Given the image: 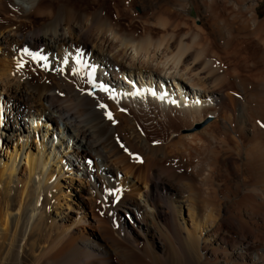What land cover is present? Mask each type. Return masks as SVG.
<instances>
[{
	"label": "bare ground",
	"instance_id": "6f19581e",
	"mask_svg": "<svg viewBox=\"0 0 264 264\" xmlns=\"http://www.w3.org/2000/svg\"><path fill=\"white\" fill-rule=\"evenodd\" d=\"M67 1L0 0V264H264V0ZM65 164L132 227L52 215Z\"/></svg>",
	"mask_w": 264,
	"mask_h": 264
},
{
	"label": "rangeland",
	"instance_id": "374dc122",
	"mask_svg": "<svg viewBox=\"0 0 264 264\" xmlns=\"http://www.w3.org/2000/svg\"><path fill=\"white\" fill-rule=\"evenodd\" d=\"M67 2L68 3H72L73 0H70V1H67ZM78 2L79 3H77V1H76L75 4H80L83 1L82 0H78ZM259 9H260L259 10V15L261 17H264V2H262V4L259 7ZM189 15L190 16H195V11L191 9L189 11ZM6 20L12 21V17L9 14L5 13L2 10V8H0V22L6 21ZM122 20L124 22H127V18H123ZM16 23H21V22L17 21ZM11 53L12 52H11L10 49L6 50V55H1V51H0V60L3 58L0 61V66L1 67H2L3 63H5V61H7V60H9L11 58V56H12ZM18 56L20 58V56H22V54H19ZM2 61H3V63H2ZM212 119L214 120V118L212 116H209L203 122L197 124L196 125L197 127L189 129L187 126H188L190 121L187 120L186 118H183V119L181 118V120L177 121L176 125L173 126V129H168V132H171L172 130L175 129L174 131H176L178 133H184V134H188L190 132L191 133H194V132L199 133V132L204 131V128L206 127V125L213 121ZM1 135H3L4 139L6 138V134H1ZM207 135H209V134H207ZM210 136L211 135H209V137ZM207 137H205V139H208V142L206 140L207 144H205V145H208V146H204L205 148L203 147L200 152H198L195 149L189 147V151L191 153V159H192L193 164H194L193 167H196L198 165V167H196V168L198 170H201L200 171L201 174H202V171H203L202 169L206 168L205 166H209L210 164L212 165V163L214 162V159H215L214 155H216V152H217L216 150H218L217 148H219V144H218V140L217 139H215L217 141L214 142V141H210L209 137L208 138ZM218 139H220V138H218ZM33 143L36 144V141H34ZM87 160L89 161L90 164L93 162L92 157L87 158ZM90 160H92V161H90ZM21 163L25 164V160H21ZM64 168H65V173L62 175L63 178L59 179L57 181V185H56L57 189L59 190V195H60V200H59L60 201V206H56V205L53 206L52 215H54L56 207H59V210L63 211V216L66 218V222L69 223V224L75 222V220L80 221L81 218H83L86 225H84V226L82 225L81 228H83L85 230V232H87V233H98L99 232L97 227H96V223L98 222L99 218H102V217L103 218L100 219V221H102V223H104V225H107V223H108L107 226H109L111 229L125 228V229L128 230V227H132L131 223L133 222V219L130 218L129 215H126L124 211H122L121 209H118L117 204L114 201V198L112 197V195L110 196L109 194H106V193H103V194L100 193L97 196V200H99L98 201L99 202L98 211L96 210L97 208H95V209L93 208L91 210V207L89 206L90 203L86 199L85 200L82 199L84 202L87 201V203H85L84 206L80 205V204L78 205V202H81L82 200L80 199V197H77L76 193H74V190H72L69 187L70 183L73 181L75 183L86 184L87 186H89V183H90L92 186L100 188L101 187V181H99V177L95 176L93 178V180L89 182V178L87 176L77 172V170H75L74 168L68 166L67 164H65ZM120 170H121V168H120ZM201 174H200L199 179L201 178L202 180L200 179L195 184L189 183L188 192H189V189H190V192H192V190H195V192H196V190H197L196 193H203V197H199V198H203V199L208 198V199H206L205 202H210V201L213 202L214 193H215L214 190H213L214 186H213V184L210 181H208L210 179H208L206 177L207 180H205L206 178L203 175H201ZM120 175H121L122 179H125L126 177L127 178H131V179L133 178V177H131V175L129 173H127L123 169L121 170ZM76 178H80L81 181H79ZM186 184H188V183H186ZM194 187H195V189H194ZM123 188H125V187H123ZM200 200H202V199H200ZM91 204H93V203L91 202ZM206 204H208V203H206ZM95 212H97L98 215L100 214V216L96 217L97 214ZM204 213H205V211H204ZM93 215H94V217H93ZM95 218H96V220H95ZM104 219L106 221H104ZM125 221L127 222V224L125 223Z\"/></svg>",
	"mask_w": 264,
	"mask_h": 264
},
{
	"label": "snow or ice",
	"instance_id": "6c2138e0",
	"mask_svg": "<svg viewBox=\"0 0 264 264\" xmlns=\"http://www.w3.org/2000/svg\"><path fill=\"white\" fill-rule=\"evenodd\" d=\"M25 51H27V50H25ZM28 54L31 55V53H28ZM41 59H44V58L41 57ZM65 63H67V61H65ZM136 94H137V95H140L139 91H138ZM152 94H153V95H156L155 92H153ZM161 99H163V97H161ZM173 103H175V101H173ZM109 116H110V114H109ZM110 118H111V116H110Z\"/></svg>",
	"mask_w": 264,
	"mask_h": 264
}]
</instances>
